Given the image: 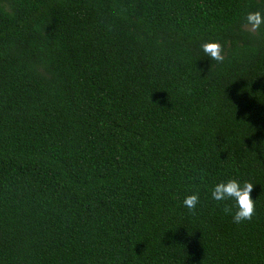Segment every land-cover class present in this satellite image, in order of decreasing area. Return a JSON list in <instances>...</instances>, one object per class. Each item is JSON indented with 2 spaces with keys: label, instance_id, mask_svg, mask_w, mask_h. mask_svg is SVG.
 Returning a JSON list of instances; mask_svg holds the SVG:
<instances>
[{
  "label": "trees",
  "instance_id": "trees-1",
  "mask_svg": "<svg viewBox=\"0 0 264 264\" xmlns=\"http://www.w3.org/2000/svg\"><path fill=\"white\" fill-rule=\"evenodd\" d=\"M255 10L0 0V264H264V26L241 28ZM233 178L254 184L239 224L211 194Z\"/></svg>",
  "mask_w": 264,
  "mask_h": 264
},
{
  "label": "clouds",
  "instance_id": "clouds-1",
  "mask_svg": "<svg viewBox=\"0 0 264 264\" xmlns=\"http://www.w3.org/2000/svg\"><path fill=\"white\" fill-rule=\"evenodd\" d=\"M262 26H264V12L255 10L248 11L245 14L241 28L250 33H257ZM200 47L208 57L217 62H223L225 59L224 49L218 41H205ZM253 187L254 184L250 181H244L241 184L233 178L215 184L211 194L216 201H233V206L235 207L233 222L239 224L243 221L251 220L255 214V200L251 196ZM198 200L197 194H190L185 197L183 204L188 209L194 210ZM223 210L225 213H232V207L225 206Z\"/></svg>",
  "mask_w": 264,
  "mask_h": 264
}]
</instances>
